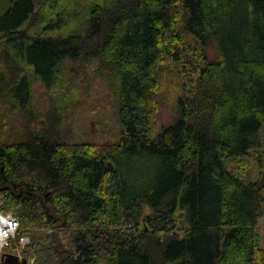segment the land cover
<instances>
[{
  "label": "trees",
  "instance_id": "trees-1",
  "mask_svg": "<svg viewBox=\"0 0 264 264\" xmlns=\"http://www.w3.org/2000/svg\"><path fill=\"white\" fill-rule=\"evenodd\" d=\"M2 1L0 212L23 254L264 264V0ZM76 80L112 94L89 130Z\"/></svg>",
  "mask_w": 264,
  "mask_h": 264
},
{
  "label": "rangeland",
  "instance_id": "rangeland-1",
  "mask_svg": "<svg viewBox=\"0 0 264 264\" xmlns=\"http://www.w3.org/2000/svg\"><path fill=\"white\" fill-rule=\"evenodd\" d=\"M78 1H80V2H82V3H84L85 2V0L83 1V0H78ZM5 2L4 1H2V3L0 4V5H3L2 7H3V9H1V10H5V4H4ZM8 3L9 4H12V2L11 1H8ZM83 73H79V76L80 75H82ZM90 80H89V85H90V81H92V80H95V78L92 76V74L90 75V77H88ZM80 80H82L83 79V77L82 76H80V78H79ZM84 81V80H83ZM83 81H78V80H76V82L79 84V92L82 94V93H84V95L83 96H81V101L83 102H85V106H86V112H85V114L84 115H82V116H80L79 117V119L77 120V122H76V129H77V131H79L80 129H82V125H85L84 127L87 129V130H89V128H91V124H90V122L92 123V115L89 117V119H88V117L86 116V114H87V111H89L88 109L89 108H91L96 102H97V100H98V98L97 97H100L101 95L103 96V95H105V101L107 102V103H105V102H103V103H105V106L107 107V109L108 110H110L111 112L110 113H112V114H114V112H115V109L113 108V100H112V94L110 93V91H109V89L108 88H106L105 86H100L98 83L97 84H95V83H92V87L93 88H91L90 90H87V88H88V85H84L82 82ZM94 87H95V90H93L94 89ZM98 91H100L101 92V94H96L95 95V93L96 92H98ZM33 100H34V105H35V107H36V109H37V111L40 113V114H47L48 112H49V110H50V108H51V102H50V95L46 92V89H45V87L44 86H42L39 82H34V84H33ZM171 103V102H170ZM101 104V103H100ZM172 104V103H171ZM103 106H104V104H103ZM171 113H172V111H171V109L169 110L168 108H166L165 110H164V112H163V117H164V119H165V121H167V123H166V125L167 124H169V120H168V116L170 117V115H171ZM105 115H106V112L104 113ZM94 134H96V133H94ZM94 137V136H93ZM256 170H257V168L255 167L254 168V170H253V178L254 179H256L257 177H256V174H257V172H256ZM49 230V229H48ZM45 231H47V230H45ZM48 233V232H47ZM68 233L69 232H66L65 234L63 233V234H61L60 233V236H59V238L61 237V239L63 240L64 239V241L68 244V242L70 241V240H72V238H69L71 235H68ZM261 233H262V246H263V248H264V229L262 228L261 229ZM49 234V233H48ZM24 237H28L29 238V240H30V242H31V245H33V243H34V241L31 239V237L30 236H28V235H26V236H24ZM20 238H22V237H20ZM68 248H72L73 250H75V248H73L72 247V244H71V242H69V244H68ZM23 251L24 250H21V254H23ZM17 252V251H16ZM23 255H25V254H23ZM26 256V255H25ZM27 257V256H26ZM27 258H29V260H30V262L31 263H33V261L35 260V256L34 255H32V256H28ZM0 264H5V263H0Z\"/></svg>",
  "mask_w": 264,
  "mask_h": 264
},
{
  "label": "built area",
  "instance_id": "built-area-1",
  "mask_svg": "<svg viewBox=\"0 0 264 264\" xmlns=\"http://www.w3.org/2000/svg\"><path fill=\"white\" fill-rule=\"evenodd\" d=\"M20 226L21 224L19 219L14 215H4L0 213V263L6 252L15 250L18 254H21V250H24L27 246L31 245L28 237L18 238L17 234L20 230ZM56 231L61 232L62 229L52 228L47 230L49 234L55 233ZM62 243L68 247V244L64 241V239L62 240Z\"/></svg>",
  "mask_w": 264,
  "mask_h": 264
},
{
  "label": "water",
  "instance_id": "water-1",
  "mask_svg": "<svg viewBox=\"0 0 264 264\" xmlns=\"http://www.w3.org/2000/svg\"><path fill=\"white\" fill-rule=\"evenodd\" d=\"M5 264H29V259L25 255L6 252L2 257Z\"/></svg>",
  "mask_w": 264,
  "mask_h": 264
}]
</instances>
